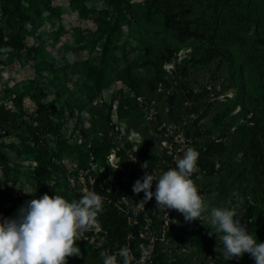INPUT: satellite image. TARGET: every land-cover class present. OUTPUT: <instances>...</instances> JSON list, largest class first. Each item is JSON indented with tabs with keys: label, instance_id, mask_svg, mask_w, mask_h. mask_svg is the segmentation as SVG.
Returning a JSON list of instances; mask_svg holds the SVG:
<instances>
[{
	"label": "rangeland",
	"instance_id": "obj_1",
	"mask_svg": "<svg viewBox=\"0 0 264 264\" xmlns=\"http://www.w3.org/2000/svg\"><path fill=\"white\" fill-rule=\"evenodd\" d=\"M253 119L264 142V0H21V12L0 0V216L45 193L100 194L99 227L68 264H103L100 252L124 246L132 264H255L225 260L206 219L186 222L154 197L143 207L132 190L194 148L204 216L234 208L264 242V204L225 191ZM35 151L47 176L35 174Z\"/></svg>",
	"mask_w": 264,
	"mask_h": 264
},
{
	"label": "clouds",
	"instance_id": "obj_2",
	"mask_svg": "<svg viewBox=\"0 0 264 264\" xmlns=\"http://www.w3.org/2000/svg\"><path fill=\"white\" fill-rule=\"evenodd\" d=\"M87 119V111L81 113ZM199 152L188 148L183 158H177L176 167L158 178L145 173L133 185V192L144 193L139 202L144 205L155 198L157 208L174 209L183 214L186 222L207 220L221 236L225 260L250 254L255 264H264V242L250 234L240 219H234V208H212L205 217L207 205L191 179L199 172ZM155 183V191H152ZM233 196L238 193L233 192ZM126 199V198H125ZM104 198L95 191H87L79 201L69 202L60 195L47 193L38 199L26 201L14 217L0 216V264H68V257H79L76 242L84 240L87 231L98 229V215L104 211ZM103 264H132L134 257L129 247L115 254L100 252ZM118 257L120 260L118 261Z\"/></svg>",
	"mask_w": 264,
	"mask_h": 264
},
{
	"label": "trees",
	"instance_id": "obj_3",
	"mask_svg": "<svg viewBox=\"0 0 264 264\" xmlns=\"http://www.w3.org/2000/svg\"><path fill=\"white\" fill-rule=\"evenodd\" d=\"M16 9L21 12V0H16ZM208 61L209 59H205ZM128 80L133 85L134 80L130 72H128ZM107 119L111 122V111L107 115ZM43 131L50 134L53 131V124L47 118L44 120ZM37 137V136H36ZM263 130L259 125L258 119L250 121L240 134V139L236 146V151L240 154L239 163L236 164L238 169L235 179L229 182L228 186H236V189H226L227 192H236V201H252L260 200L264 204V142ZM35 174L38 177H44L50 174V166L46 162L42 151H35ZM99 177V175H98ZM264 230V221L260 225L259 231ZM151 264H157L155 259H151ZM159 264V263H158ZM164 264V263H162Z\"/></svg>",
	"mask_w": 264,
	"mask_h": 264
}]
</instances>
